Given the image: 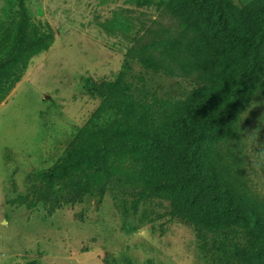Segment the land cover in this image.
<instances>
[{"label":"trees","instance_id":"trees-1","mask_svg":"<svg viewBox=\"0 0 264 264\" xmlns=\"http://www.w3.org/2000/svg\"><path fill=\"white\" fill-rule=\"evenodd\" d=\"M155 19L115 17L102 24L130 43L126 61L166 78H193L200 90L184 100L162 98L128 81L92 83L101 98L64 155L41 175L43 185L16 203L48 209L102 198L109 162L130 161L139 184L168 202L173 216L207 230L235 226L249 237L236 248L239 264H264V202L243 195L230 179L220 146L235 136L248 101L264 96V0H140ZM11 19L0 22V103L20 82L29 61L47 52L54 34L35 24L25 0H11ZM163 15L169 25L162 23ZM10 18V17H9ZM28 264H37L31 261Z\"/></svg>","mask_w":264,"mask_h":264},{"label":"rangeland","instance_id":"rangeland-1","mask_svg":"<svg viewBox=\"0 0 264 264\" xmlns=\"http://www.w3.org/2000/svg\"><path fill=\"white\" fill-rule=\"evenodd\" d=\"M11 0H0V22L12 17ZM140 0H25L31 20L54 34L47 52L34 56L19 83L0 103V264H239L236 248L249 243L235 226L207 230L173 216L168 202L153 198L137 181L128 158L112 159L102 198L48 209L16 203L43 185L41 175L64 155L101 98L92 83L114 80L128 69V81L159 97L184 100L202 85L193 78H166L126 61L130 43L102 24L115 17L155 19ZM244 6L254 0H232ZM10 17V18H9ZM162 23L169 25L163 15ZM147 22V21H146ZM149 23V22H147ZM264 96L243 112L231 141L219 152L239 191L264 202V165L250 157L264 148V117L245 137L264 107ZM143 231V235H141Z\"/></svg>","mask_w":264,"mask_h":264},{"label":"clouds","instance_id":"clouds-1","mask_svg":"<svg viewBox=\"0 0 264 264\" xmlns=\"http://www.w3.org/2000/svg\"><path fill=\"white\" fill-rule=\"evenodd\" d=\"M252 104H253V101L249 100L248 105H252ZM255 104L259 108L264 107V106H261V103L259 100H256ZM261 117H264V112H261L260 115L257 117V121H256L254 126L246 127L243 129L246 138L251 136L252 134H254L255 129L258 127L259 119ZM249 159H250V163L252 164L253 167H259V166L264 165V148L260 147L258 144L256 149H255L254 155L252 157H250ZM143 234H144L143 231H141V235H143Z\"/></svg>","mask_w":264,"mask_h":264}]
</instances>
